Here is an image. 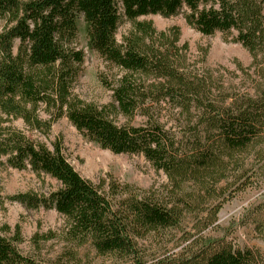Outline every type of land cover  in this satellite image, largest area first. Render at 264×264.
I'll use <instances>...</instances> for the list:
<instances>
[{
	"label": "trees",
	"instance_id": "trees-1",
	"mask_svg": "<svg viewBox=\"0 0 264 264\" xmlns=\"http://www.w3.org/2000/svg\"><path fill=\"white\" fill-rule=\"evenodd\" d=\"M66 1L35 0L28 5L26 17L5 24L0 32V52L10 69L60 65L68 74L78 73L85 56L77 47L78 29ZM75 3L83 15L90 45L125 67L137 61L129 56L145 52L146 37L149 39L152 30L149 23L137 25L125 39V52H119L114 41L124 16L131 21L154 13L174 16L186 6L188 22L199 31L212 35L217 26L221 31L233 30L237 41L253 56L264 40V0ZM6 15V0H0V25ZM154 55L166 59L164 53ZM167 69L157 67L155 71L161 75ZM256 72L253 93L237 96L228 94L209 72L207 76L171 72L170 80L151 93L155 106L143 110L145 123H103L94 130L101 148L115 155L142 156L157 172L164 173L169 185L159 192L141 191L116 180L99 188L74 169L59 144L47 147L20 132L0 128V169L30 171L59 185L45 196L25 193L9 200L29 210H54L65 220L64 241L69 246H90L114 264H264L259 250L240 249L223 238L203 237V232L216 224L222 208L223 203L216 202L227 193L222 183L250 181L256 177L251 174L255 172L250 161L264 164V68ZM165 108L174 127L160 122L158 112ZM24 118L35 127L29 117ZM70 120L85 128L90 114L75 109ZM206 204L207 216H197L194 234L183 230L186 217ZM176 230L183 235V249L147 260L142 243L151 237L163 239ZM8 234H0V264H41L19 249L20 232ZM69 255L71 261H78L73 250Z\"/></svg>",
	"mask_w": 264,
	"mask_h": 264
},
{
	"label": "rangeland",
	"instance_id": "rangeland-1",
	"mask_svg": "<svg viewBox=\"0 0 264 264\" xmlns=\"http://www.w3.org/2000/svg\"><path fill=\"white\" fill-rule=\"evenodd\" d=\"M33 1L6 0L7 15L0 32L7 22L26 17L27 7ZM66 2L78 29L77 47L85 56L82 67L76 75L68 74L60 65L10 69L0 52V128L20 132L47 147L59 144L74 169L99 188L116 180L141 191H163L169 185L164 173L157 172L142 156L115 155L101 148L94 139V130L103 123H145L143 110L155 106L151 93L156 86L169 81L174 71L205 76L209 72L228 94L253 93L256 70L264 68V40L262 49L253 56L237 41L233 30L221 31L217 26L212 35L199 31L188 22L185 11H190L186 6L174 16L154 13L140 15L133 21L124 16L114 41L119 52H125V39L137 25L149 23L152 30L149 39L146 37L145 52L129 56L137 61L125 67L90 45L78 5L75 0ZM16 51L15 47L13 52ZM156 52L164 53L166 59H157ZM157 67L168 69L160 75L155 71ZM82 108L89 112L90 121L87 127L78 128L70 120V113ZM24 117H29L35 127ZM158 117L168 128L175 126L168 109L160 110ZM250 166L255 178L222 183L227 193L216 201L223 203L222 208L216 224L205 230L203 237L223 238L237 248L256 249L264 255V164L252 160ZM58 188V183L47 176L0 169V234L8 231L11 236L20 232L19 249L41 264H114V260L99 256L90 246H69L64 241L65 220L54 210H29L9 200L25 193L45 196ZM198 215L207 216V204L189 214L182 229L194 234ZM182 236L176 230L163 239L151 237L143 242L147 260L165 251L180 252L185 245ZM70 250L77 253L78 261L69 259Z\"/></svg>",
	"mask_w": 264,
	"mask_h": 264
}]
</instances>
